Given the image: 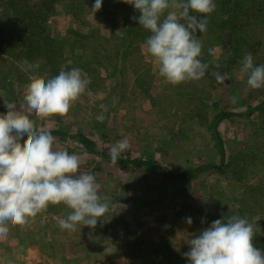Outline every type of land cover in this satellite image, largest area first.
<instances>
[{
    "label": "rangeland",
    "instance_id": "374dc122",
    "mask_svg": "<svg viewBox=\"0 0 264 264\" xmlns=\"http://www.w3.org/2000/svg\"><path fill=\"white\" fill-rule=\"evenodd\" d=\"M22 1H0V115L7 112L4 101L27 112L30 75L47 80L81 69L90 83L66 115L31 118L38 130L51 131L55 150L79 157V173L95 176L109 207L95 228L57 231L70 210L49 205L47 229L30 221L0 236V264L20 262L14 257L19 248L72 254L75 264H105L111 252L113 264H188L187 240L233 216L253 225L254 246L264 250V87L251 89L240 71L246 53L264 65V0H214L207 30L195 36L202 42L199 59L208 64L205 75L175 86L147 53L151 33L132 18L140 15L134 5L121 0L98 15L85 4L72 13L65 1L47 0L38 14L45 22L39 16L35 23L42 28L34 36L39 46L29 48L18 37L31 30L26 20L11 22L12 6ZM112 21L121 32L107 38ZM36 62L39 68L28 71ZM125 140L129 147L113 164L109 150ZM27 254L25 264H49Z\"/></svg>",
    "mask_w": 264,
    "mask_h": 264
},
{
    "label": "clouds",
    "instance_id": "9594fccd",
    "mask_svg": "<svg viewBox=\"0 0 264 264\" xmlns=\"http://www.w3.org/2000/svg\"><path fill=\"white\" fill-rule=\"evenodd\" d=\"M123 2L140 12L138 18H132L151 33L145 41L146 51L167 83L175 86L205 75L208 64L199 59L202 42L195 36L197 30H207L209 16L216 9L214 0ZM101 6L102 0H95L92 11ZM190 10L199 16L190 15ZM241 64L247 85L251 89L264 87V65H254L251 53L245 54ZM37 68L39 63L27 66L30 72ZM217 82L222 83L223 77L217 76ZM89 83L79 68L60 71L47 80L33 74L23 94L27 112L4 101L7 112L0 115V236L6 235L10 226L27 225L49 205L63 204L70 210L58 221L61 230L69 231L78 225L95 228L108 210L109 202L101 201L95 176L79 173V157L55 150L51 131L38 130L31 118L44 121L66 115ZM128 147L126 140L115 143L109 150L111 162L116 164ZM187 223H192L190 217ZM253 237V225L246 218L217 219L187 240L190 250L184 256L188 264H264V250L254 246Z\"/></svg>",
    "mask_w": 264,
    "mask_h": 264
},
{
    "label": "trees",
    "instance_id": "16d2710c",
    "mask_svg": "<svg viewBox=\"0 0 264 264\" xmlns=\"http://www.w3.org/2000/svg\"><path fill=\"white\" fill-rule=\"evenodd\" d=\"M4 3H12V0H0ZM50 2V0H48ZM58 2H62L65 1L66 3H68V5L70 6V10L72 11V13L77 10V9H81L83 8V5H88L90 8H92V6L95 3V0H57ZM47 3V0H23L22 4H14L13 7V14L12 17L14 20L12 21H16L21 22V21H25L26 20V24L29 26V28H31V30H29V33H20L19 34V38L22 37L23 39H27L28 42V47L30 48L33 44L34 46L38 47L39 44H37L38 42L36 41V38H34V36H37L38 34H40L41 29L39 28V26H37L36 23V19L40 16L38 15L40 13V6H43L42 3ZM55 2V0L53 1V3ZM121 2V0H102V6L100 9H104L105 7H107L109 4H112V6H116L117 4H119ZM19 5V6H18ZM120 7V6H118ZM117 7V8H118ZM21 13V14H20ZM98 14V12H96ZM20 14V15H19ZM100 15V14H98ZM131 15V12H130ZM15 17V18H14ZM20 17V18H18ZM42 17L43 21L45 22V19L47 18V16L42 15L40 16ZM19 19V20H18ZM36 25V26H35ZM113 25H115V22H113ZM46 26H44L43 28L45 29ZM22 29H17L16 31H21ZM3 31V30H2ZM19 33V32H18ZM127 33L129 34V32L127 31ZM0 36L2 37V34L0 33ZM33 47V46H32ZM34 48V47H33ZM8 52V51H6ZM9 56L12 57V54H10V52L7 53ZM77 138L79 139V141L83 142L84 141V136L79 134L77 135ZM139 163H144V164H148L150 162H139ZM210 167H214V165H210Z\"/></svg>",
    "mask_w": 264,
    "mask_h": 264
},
{
    "label": "crops",
    "instance_id": "0c3cea01",
    "mask_svg": "<svg viewBox=\"0 0 264 264\" xmlns=\"http://www.w3.org/2000/svg\"><path fill=\"white\" fill-rule=\"evenodd\" d=\"M105 8H107V9H111L112 7L110 6V4L107 6V7H105ZM112 11H113V9H112ZM114 13H117V10H114L113 11ZM106 24H108L107 25V27H108V30H109V32H108V34H107V38H109L110 36H114L113 35V33H112V31L113 32H121L120 30H119V28L117 27V21H115V25H113V21L112 22H109V23H106ZM88 27V26H87ZM86 28V27H85ZM89 28H90V26H89ZM119 49L121 50V51H123V49H125V47L123 46V45H120L119 44ZM121 60L119 59L118 60V65H119V68H120V66H121ZM37 63V62H36ZM23 103V102H22ZM218 127H220V126H218ZM218 131L220 132V129L218 128ZM57 134H62L61 132H56ZM77 140L79 141V139L77 138ZM79 142H81V141H79ZM53 212L54 211H52V210H46V211H44V212H42V213H39L38 214V217H35V218H32V219H30V221H33L37 226H39V228H41V229H47L46 228V223H47V220H48V218L51 216V215H53ZM226 220H228L229 218H226V217H224ZM30 221H29V223H30ZM26 226V225H25ZM55 230H57V231H60V227H57ZM62 231V230H61ZM134 232V234H135V236H137L138 237V241L139 240H141V235H140V232H137V231H133ZM261 233V232H260ZM28 238L30 239V236H28ZM253 242H254V240H253ZM254 244V243H253ZM47 247V246H46ZM50 248V247H49ZM30 251H31V253H32V256H33V259H35V260H37V262H39V261H41V262H43V261H48L49 262V264H75V263H73V261H72V258H71V255L72 254H69V255H67V256H65L66 254H58V255H56V254H47V253H45V252H43L40 248L39 249H32V250H28V249H25V248H19L17 251H15V255H14V257L16 256V257H18V258H22V260L20 261V262H18V261H16V262H18V264H25L24 262H25V258L27 257V256H29L27 253H30ZM107 255H109V257L107 258V259H105L104 260V262H105V264H113L114 262H115V260H114V258H112V252H111V254H107ZM62 256H64L65 258L62 260L61 258L59 259V257H62ZM117 256V255H116ZM8 257V256H7ZM111 257V258H110ZM68 258V259H67ZM16 262H12V264H16ZM90 262H92V261H90ZM103 263V262H102ZM90 264V263H89ZM92 264H98V263H96V262H93Z\"/></svg>",
    "mask_w": 264,
    "mask_h": 264
}]
</instances>
